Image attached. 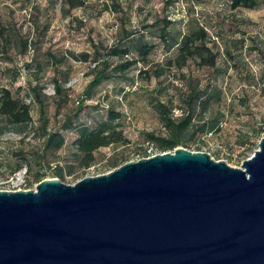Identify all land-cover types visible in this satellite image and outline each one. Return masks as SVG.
<instances>
[{
	"label": "rangeland",
	"instance_id": "obj_1",
	"mask_svg": "<svg viewBox=\"0 0 264 264\" xmlns=\"http://www.w3.org/2000/svg\"><path fill=\"white\" fill-rule=\"evenodd\" d=\"M165 24L168 43L159 38ZM199 28L211 51L202 48V56L184 62L183 37ZM137 38L153 46L147 56L135 48L111 55ZM215 53L214 66L199 64ZM127 61L130 67L121 71ZM1 88L31 104L33 122L1 123L0 190L35 189L51 178L75 184L171 152L159 147L173 135L159 103L176 123L187 121L178 147L240 168L264 130V5L232 10L228 0H0ZM198 98L208 99L207 111ZM103 121L117 125L126 142L99 148L85 167L74 141L81 127ZM55 133L60 148L47 145Z\"/></svg>",
	"mask_w": 264,
	"mask_h": 264
},
{
	"label": "water",
	"instance_id": "obj_2",
	"mask_svg": "<svg viewBox=\"0 0 264 264\" xmlns=\"http://www.w3.org/2000/svg\"><path fill=\"white\" fill-rule=\"evenodd\" d=\"M0 264H264V133L240 168L177 147L0 190Z\"/></svg>",
	"mask_w": 264,
	"mask_h": 264
},
{
	"label": "trees",
	"instance_id": "obj_3",
	"mask_svg": "<svg viewBox=\"0 0 264 264\" xmlns=\"http://www.w3.org/2000/svg\"><path fill=\"white\" fill-rule=\"evenodd\" d=\"M232 10L238 8L245 9H258L264 5V0H228ZM159 38L165 43L170 40V32L168 31V25L159 28ZM207 33L204 28H199L195 32L186 34L183 37L179 48V57L186 62L189 58H195L196 55L202 56L199 50L204 48L207 51H211L208 47V41H206ZM152 45L143 43L140 38H137V42L132 47H125L122 50L116 49L111 55H128L131 50L135 48L139 54L143 57L147 56L152 50ZM217 54L211 55L210 59H203V63H199L202 67L206 66L212 67L216 64ZM209 60V61H208ZM109 61H104V70L107 69ZM131 65V61H127L125 64L121 65V71L127 70ZM102 78V73L96 75L93 80V84H97ZM199 99V98H198ZM197 98L192 99V104L196 102ZM208 99L200 98L198 103L204 108L205 111L208 110ZM157 111L161 117L163 124L169 128L173 135L168 138L161 139L160 150L162 152L167 150H174L180 145V131L187 125L186 120H182L178 123L173 119V117L168 115L166 105L159 103L157 106ZM40 115L42 116L44 111L41 109ZM111 120L117 118L114 111L110 113ZM3 121H8L11 124H22V123H32L33 118L31 115V104L27 103L21 98H16L12 95L11 91L6 88L0 89V135L1 123ZM260 136L263 135L264 130H261ZM57 133L51 134L48 137L47 145L54 143L56 148H60L62 142L59 138L55 136ZM126 139L123 132L118 129L117 125H113L110 121H103L99 123L95 128H90L87 126L81 127L78 132V136L74 141V146L76 148V155L81 158L82 164L85 167H89L95 160L94 153L101 147H108L112 144L124 143ZM117 166V165H116Z\"/></svg>",
	"mask_w": 264,
	"mask_h": 264
}]
</instances>
